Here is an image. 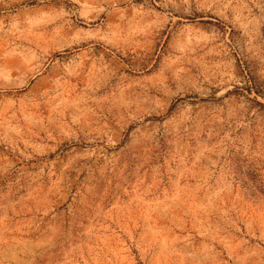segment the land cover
I'll use <instances>...</instances> for the list:
<instances>
[{"label": "rangeland", "instance_id": "obj_1", "mask_svg": "<svg viewBox=\"0 0 264 264\" xmlns=\"http://www.w3.org/2000/svg\"><path fill=\"white\" fill-rule=\"evenodd\" d=\"M0 264H264V0H0Z\"/></svg>", "mask_w": 264, "mask_h": 264}]
</instances>
